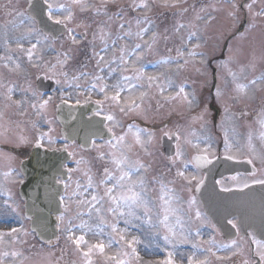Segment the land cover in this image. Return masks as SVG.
Segmentation results:
<instances>
[{
	"label": "rangeland",
	"instance_id": "1",
	"mask_svg": "<svg viewBox=\"0 0 264 264\" xmlns=\"http://www.w3.org/2000/svg\"><path fill=\"white\" fill-rule=\"evenodd\" d=\"M52 1L53 0H51V2ZM11 2L13 4L7 5L5 10L0 12V58H4L0 59V64L6 72L5 77L1 78L4 83L10 79V87L14 88L12 101L27 99L28 102L24 103L21 107H17L15 103L7 99L6 92L4 93L2 87H0V142L4 145V147H0V186L10 192L12 197L11 200H9L6 194L0 193V232L9 233L12 228L18 229V232L13 234L15 239H13L12 236L5 235L3 241L0 242V253H20L18 256L8 255L3 257L4 264H20L24 260L22 264H85L81 254L76 251L75 245L66 238L65 229L69 226V218L73 219L71 227L75 237L83 234L90 244L103 241L106 245L103 254H101L99 250L93 251L91 256L93 264H115V261L108 259V257L112 256L128 259V257H124L121 254L124 251L130 252L131 249L124 244V241L120 240L118 235L112 232L110 227V225L116 222V218L110 213L105 212L102 222L95 213H93L91 218L86 214L82 219L88 221L92 226V230L81 231L77 227L80 220L76 219V214L78 210L86 212L87 209L83 206L78 208L75 202H66L65 207L68 208V211L64 212L65 219L61 221V232L56 244L53 247L40 246L29 230V223L24 218V210L18 199L17 187L20 185L22 178L18 171L12 172L17 169L19 163V160L17 161L14 159L15 157L12 154L14 151L13 149L18 143L22 146L28 143L32 144L35 141L39 142L40 134L48 133L55 143L50 144L48 139L45 138L42 144L52 149H64L66 144L59 143L61 139L59 125L55 123L54 118V103H61V96L69 103L76 102L77 100L83 102L86 100H95L104 95L99 91V87L90 92L84 91L93 83V76L97 74L103 75L105 79L102 83L108 85V90L115 92L113 85L119 81L120 77L122 75L132 74L131 72H120L118 70L109 78L108 69L105 64L100 65V67L105 69L103 73H100L97 67V57L93 56V46L90 44L92 33L97 31L101 23H104L106 30L112 32V39H115L116 35L119 34L117 25L122 21L112 20L108 22L106 16H97L94 12L95 9H90L86 11V13L84 12L83 15L85 17H77L76 21L72 22V26L78 28L75 34L79 42L73 44L74 46L70 49L69 56L71 59L68 60L67 65L65 67L60 65L56 67L57 73L66 71L69 77L79 75L81 72H86L91 75L86 79L78 81L80 84L79 89L76 88L75 85L70 87L61 76L60 79L62 83L58 85V90L51 95L52 100L50 101L51 104L49 108L52 110V113L46 111L42 115H38L36 110L30 106L31 102H33L31 92H27L25 89H27L29 83L34 87V76H38L40 73H42L41 75H45L48 65L57 64V59H54L55 50L53 48L55 46L49 39L44 40L43 37L36 32H33L31 36L25 38L23 34L28 27L33 26L36 29V26L31 20L24 19L22 26L19 28L14 27L13 22L15 21L19 24L21 18L17 15L7 14L9 9L12 7L15 8V1L8 0V3ZM20 2L22 3H20V7L23 9L24 6L27 5V0H20ZM133 2L139 3L140 0H116V3L109 2L107 7L110 9L112 6H115L112 10L113 14L119 10H124L125 19L132 23L133 32L137 30L134 17L139 16L142 18L146 15L150 19V32L148 36H145V40H149L151 32L154 31L158 34V41L152 51L147 52L143 60L136 62V64L139 67L141 65L144 66L147 61H154V64H152L150 68L144 66L146 69V76L160 77L161 83L165 85V90L162 95L159 88L154 84L150 87L146 79L139 81L134 80L133 83H136L138 87L132 90L135 95L130 94L127 103L129 104L132 100L135 101L139 97L147 101L149 95H151L153 98L152 105L155 109L154 113H158L155 115V121L163 123L164 127L167 124V128H174L178 125L177 129L181 137L180 148L184 152L186 159H188V154H191L193 151L203 153L202 150L209 145L211 146L208 151L209 154H212L210 152L216 151L219 146H221L224 151L225 132L228 133L229 142L233 147L231 153L234 154L236 152L234 148L242 151V148L245 146V144L242 143V132L246 130L243 129L242 123L238 121L236 115L233 114L232 111L239 110L243 102L249 106L259 105V98L261 95H264V90L261 92L258 87L250 84L252 79L264 75V66H257L255 60L251 61L254 58L261 57V54L256 52L255 49L264 50V16H259L261 18H252V16H249L257 22L254 21L249 25H245L242 14L248 17V10L243 7V5L250 3L249 0H235L238 5H241L237 18H233L231 15L229 16V14L234 11L231 7L230 0H180L179 6L174 8L160 6L162 0H148L150 10L147 12L143 10L139 12L133 11L130 7ZM169 2H174V0H169ZM59 3L60 1L56 0V5L59 6L63 4ZM86 3H100V0H86ZM69 4L70 3L64 2L63 5ZM71 7L73 13L80 9L75 5ZM261 8H264V3H262L258 9L253 7V14L259 12ZM17 9L20 10L19 7H17ZM58 15L63 19L65 14L59 12ZM109 15H111L110 12ZM198 16L200 19H197ZM67 22L68 21H66V23ZM178 23L186 25L179 33L174 30ZM243 23L245 26L242 28ZM250 25L252 26L250 27ZM258 25L260 29H256V31L260 35L261 42L258 44L261 46H256L251 49V47L248 46V41L251 45L252 43L254 45L256 42H251L249 40L250 37L254 35L255 31H253V33L250 32L253 30V27H257ZM142 27H148V25H142ZM85 30L88 33V37L86 41L83 42L80 33ZM240 30H244V35L240 34ZM193 32L196 33V35L192 36L191 42L189 43V34ZM248 33H250V35H247ZM165 37H168V39H165ZM17 39H20V43L23 45L24 49L30 48L33 43H37L39 40L36 54L33 57V63H39L42 67H34L33 63L28 61L26 52L21 51L17 46ZM112 39L108 41L110 47ZM69 42L71 43L70 40ZM126 42L129 48H131L134 43H142V41L132 37L127 41H118V47L123 46ZM197 44L199 47H196ZM101 47L102 44L99 39H97L95 51L100 52ZM178 48L185 52V55L179 58L180 66L175 62L163 66L157 65L158 61L169 57L175 60L177 58ZM169 49H171V51H169ZM190 50H194L197 55L195 57L188 56L187 52ZM65 52L68 51L64 49V52H61L59 57L60 60H63V54ZM119 54L118 49L115 51L110 50L106 55V60L111 59L114 55L118 57ZM229 56L236 58L235 63L228 65L229 73L225 72L228 67L225 68L224 72L227 76H224L223 73L222 76H220L221 70L224 69V63L220 62L226 60V62H228ZM6 57H11L12 59L8 60ZM51 59L53 61H48ZM184 60H187L188 63L185 64ZM210 60H212V62L214 61L213 64L216 62L211 69H209L208 64ZM16 64L20 65L19 69L15 67ZM113 67H115V65H113ZM213 68H215L218 74L213 72ZM233 70H235L237 74ZM230 73H235L237 80L234 81ZM32 74H34V76L30 78ZM49 74L50 72L47 73V75ZM165 76L172 81L170 87L164 79ZM228 76H230V80ZM243 76L249 77L247 81V84L249 83L247 94L240 93L236 88L237 83L242 84L240 80ZM0 85H2L1 81ZM230 85L233 90L236 91L235 93L237 96L228 91L231 88ZM262 85L264 86V84ZM181 86L184 87L189 99L193 101L191 105L183 98V95H178ZM217 88L220 90L219 97H225L224 95H226L229 103L216 95ZM20 89L24 90V92L21 93ZM127 92L128 91L125 90L121 94L129 95ZM255 93L258 98H255ZM217 97L218 100L213 103V100ZM233 97H236L235 100L239 102L238 106L233 107L235 109H232L230 105H234L237 102L232 103ZM241 97H244V99ZM122 98L123 97H121V100ZM208 103L219 111L218 132L213 129L212 125H208L207 122H205V120L208 119L207 117H211L212 115L208 109ZM116 108L120 107L117 104L110 103L106 111L115 116L112 111ZM119 112L122 113L120 110ZM202 113H204L203 122H201L200 119H195ZM121 116L126 117L124 113L121 114ZM258 118L259 117L253 119L251 122L257 124L256 128L259 132L257 130L256 133L260 134L261 129ZM47 121H51V123L49 124ZM115 121L116 127L119 128L120 122L117 121V119H115ZM115 123H112V126ZM210 123L211 122H209V124ZM117 128H114L117 136L127 133V130L118 131ZM167 128H163V134L165 131L169 130ZM177 129L170 130L176 131ZM193 133H195V135H193ZM251 134L252 137L256 135L253 131ZM154 135L155 134H153V136ZM126 139L127 144L131 145L130 150L127 148L125 149L126 154L132 160H139L147 166V172H141L139 175L146 179L148 187L147 196L152 202L150 207L154 205L151 225L145 221L143 209H138L136 212L137 216L140 218H130L131 223L129 224H125L123 218L119 219L118 227L122 231L127 229L125 240L131 241L132 238L135 237L139 241L134 247L142 259L137 262L133 258L131 264H164L168 259L169 252L173 253V259L176 264H188L189 258H194L197 262L206 260L207 264H231L230 260L235 253L244 256L241 251L243 249H249L246 242L237 243L238 247L235 248H233L232 245L225 247V244L223 245L221 240H216L217 242H215V245H210L208 242L219 238V235L213 232L210 223L204 218L200 208H197L196 211L193 210L192 207L187 208L185 201H183V199L180 200L178 196L179 191H177L179 186L177 187L175 185L174 179L181 180V177L177 176L178 170H183L186 175L191 176L193 169H191L190 166L185 170L179 159H177L175 164H167L162 157V148L158 146L156 140L149 141L148 136H145V132L142 133V139L145 141L144 147L135 143L134 136L131 133L127 134ZM147 141L151 144L154 142V144L150 146ZM188 141L194 143L199 142L200 148L197 149L193 147V144L188 143ZM255 141L256 139L254 142ZM260 144L263 145L261 147L264 149V141L260 143V140L258 144L255 145V148L257 149ZM149 149L152 150L151 153ZM110 151L111 149L107 143H97V147L89 153H83L79 149L73 148L72 153L75 155V158L77 160L83 158L85 163L80 165L79 170H77V165L71 168L73 169V174L71 175V180L68 182L69 195L75 189L76 181L81 183L83 190V187L87 184V177L84 175V172L89 169H91V174L94 176L97 183L103 178L104 169L106 167L114 170L115 166L108 162V154ZM101 153L105 155L104 160L99 159ZM6 172H11L12 175L5 178L4 173ZM136 178V176L133 177V179ZM156 179H161L162 181L166 180L165 184H167V187L174 189L179 198V203L176 204L175 207L178 208L177 215H179L183 221V233L187 235L186 241L180 239L179 235L171 244L165 242L163 239V236L168 233L156 218V212L160 210V185L154 182ZM193 183H196V181L193 180L191 184ZM191 184L185 181L183 184L180 183L179 185H181V189L186 190V187ZM103 191V187H100L99 192L101 195ZM93 193V189H88L83 198L90 199ZM9 204H11L12 208H15L16 211L9 208ZM195 205H197L196 207L200 206L197 202ZM105 207H107V204H105ZM197 211H200L201 219L196 218ZM171 220L174 222L175 217H172ZM97 226L103 229L99 234H95L97 233ZM176 231L179 234L181 229L178 227ZM197 232H199V236H197ZM24 233H27V235ZM193 245H199V247H194ZM209 248H211V251H207ZM84 250L86 251L87 249L84 248ZM213 252L215 255H212ZM234 260L235 264H238L239 262L241 263L244 258L235 257Z\"/></svg>",
	"mask_w": 264,
	"mask_h": 264
},
{
	"label": "snow or ice",
	"instance_id": "2",
	"mask_svg": "<svg viewBox=\"0 0 264 264\" xmlns=\"http://www.w3.org/2000/svg\"><path fill=\"white\" fill-rule=\"evenodd\" d=\"M111 3H116V0H100V7H96V5L86 3V0H70L69 5H59L58 8L53 7V3L51 0H44V4L47 7V16L48 19L51 20L53 23L57 25H63L67 36L72 44H77L78 38L75 34L74 29L69 28L66 24V21H72L74 18V13L72 11V5L78 6L81 11H88L90 9H95V15L97 16H106L107 21L111 22L112 20L122 21L117 25L119 34L116 35L115 39H112V32L110 30H106L104 23H101L98 26L97 31H94L92 33V39L90 41V44L93 46V56L97 57V67L99 69L100 73H103L105 69L103 67H100L101 64H105L108 69V76L111 78L113 74H115L118 70L120 72H131V75H122L119 79V81L113 85V88L115 90L114 95L111 97L108 96V85L106 83H102L105 79L103 75L97 74L92 77L93 83L89 86L88 89H85L84 91L90 92L97 87H99V91L104 94V99H111L114 101L117 105L120 106V111L122 113H125L126 115L130 112H137L140 105L136 104L134 100H132L127 105H120V98L121 93L125 90H127L129 93L132 92L133 89L137 88L138 85L136 83H133L134 80H143L146 79L148 81L149 86L151 87L153 84L159 88L160 93L163 95L165 90V85L161 83L160 77H154V76H146V69L143 65L137 66L136 62H139L143 60L145 54L147 52H151L153 47L156 45L158 41V34L156 32H151V36L149 40H145V36L149 35L150 27H151V21L150 19L145 15L142 18L137 16L134 17L135 24L137 30L135 32L132 31V23L129 20L125 19V13L124 10H119L115 12L113 15H109V9L107 5ZM180 3V0H174V2H169V0H162V3L160 6L168 8V7H178ZM231 7L233 8V12L230 13L233 18L238 17L239 9L241 5H238L235 0H230ZM256 3V0H251L250 3H247L243 5V7L248 9L249 14H253V5ZM133 11L139 12L140 10H143L144 12H147L150 10V4L148 0H140L139 3L133 2V4L130 6ZM56 12H63L64 18L61 19L59 16H56L54 13ZM9 15H12V12L8 13ZM16 15L21 18L20 23L17 24L15 21L13 22L14 27L19 28L22 26L24 19L32 20L30 13L26 15L25 12H18ZM255 16H264V8H261L259 12H256L254 14ZM197 19H200L198 16ZM142 25H148V27H142ZM79 26V25H78ZM252 25H250L251 27ZM186 25L183 23H178L175 27V31L179 33V31L183 28H185ZM33 32H36L38 35L42 36L44 40H47L49 37L45 33L38 32L37 29H35L33 26H29L26 32L23 34L25 38L28 36H31ZM196 35V33H190L188 37V42H191L192 36ZM88 33L85 32L82 36V39H87ZM132 37H135L137 40L142 41V43H134L131 48L128 47L127 42L123 46H119L117 42L121 40H129ZM97 39H99L100 43L102 44V47L100 49V52L95 51V44ZM109 39H112L111 47L109 46ZM165 39H168V37H165ZM17 46L20 48L21 51L26 52L27 59L30 63H33V57L36 54V49L39 43V40L37 43H33L30 48L24 49L23 45L20 43V39H17ZM196 47H199L197 44ZM119 51V56H113L111 59L106 60L107 53L111 51L117 50ZM11 50V49H9ZM171 51V49H169ZM185 55L184 50L178 48L177 49V58L173 60V58L169 57L166 59H162L157 62V65L163 66V65H169L171 63H176L179 65V58L183 57ZM187 55L190 57H195L197 53L194 50H190L187 52ZM63 60L57 59V64L48 65L46 69V74L41 77L37 76V79H53L57 85H60L62 83L60 77H63V80L68 83V85L71 87L75 85L76 88H80V84L78 81L81 79L88 78L91 74L86 72H81L79 75H73L69 77L68 73L66 71L57 73L55 71L56 67L58 65L65 67L67 65V62L71 57L68 55L67 52L63 54ZM4 59V58H0ZM6 59L11 60V57H6ZM184 63L187 64L188 61L184 60ZM115 65V67H113ZM34 67H42L39 63H33ZM224 66H227V62L224 63ZM15 67L17 69L20 68L19 64H16ZM51 73V76L47 75V73ZM232 75L233 80H236V74L230 73ZM167 85L170 87L172 84V81L167 76L164 77ZM250 84L255 87H259L260 85L264 84V75H262L259 78L252 79L250 81ZM0 87H3V85H0ZM237 91L240 93L247 94L248 86L244 84L237 83L236 84ZM14 91L13 87L7 88V99L9 101H12V93ZM27 92H31V96L33 98V102H31L30 106L36 110L38 115H42L44 111L48 108L50 101L52 100L51 96H48L47 98H44L45 94L41 91H39L38 88H32L31 83H29L27 89H25ZM83 94V93H81ZM143 95V94H142ZM178 95H183V98L188 102L189 105L193 103L191 99H189L187 93L185 92V89L183 86L179 88ZM216 95L220 96V90L217 88ZM16 104L17 107L23 106L24 103H27V99L20 100V101H12ZM61 102L67 103L68 101L61 96ZM77 104L80 103L79 100L76 101ZM87 103V100L85 101ZM96 104L99 106L102 104V101H96ZM227 111V109H226ZM97 115L100 113L97 112ZM105 120L110 122H116L115 117L111 114H108L104 117ZM195 119L204 120V115H200L199 117H196ZM49 124L51 121H47ZM206 122V121H205ZM259 126H260V134L259 138L261 141H264V111L260 113V116L258 118ZM35 126V125H34ZM148 134V140L153 139V133L146 129H140V128H134L133 125H129L127 129V133L117 136L115 132H113L112 128H108V132L111 135V139L107 141L108 146L110 147L111 151L108 154V162L114 165V170H111L109 168L104 169V176L103 178L97 183L94 179V176L91 174V169L84 172V175L87 177V184L83 187L79 181H76V187L69 195L68 188L69 183L68 181L71 180V172L73 169H67L68 180H61L60 183L63 184V187L65 189V194L60 196V203L61 205H65L66 202L71 203L75 202L78 205V208L80 206H83L87 209L86 212L84 211H77L76 219L80 220V223L77 225V227L81 230H87L91 231L92 226L88 223V221L82 219L84 215H88L89 218L95 213L103 222L104 216L103 214L105 212L110 213L113 217L116 218V222H114L112 225H110L111 230L113 233L119 236L121 241H124V244L127 245L128 248L131 249L130 252L124 251L121 255L124 257H128V259H121L117 256L108 257V259L115 261V264H131V260L134 258L137 262H139L142 258L140 257V254L137 252L136 248L134 247L135 244L139 243L138 239L133 237L131 241L125 240V233L127 229H124L123 231L118 227L119 219L123 218L125 224L131 223V219H139L140 217L137 216L136 212L138 209H143L145 221L148 224H152V211L153 206L150 207L152 204L151 200L148 198V187H147V181L143 176H140L139 174L141 172H147V166L143 163H141L139 160H132L125 152V149L131 148V145L127 144V134L131 133L134 136L135 143L139 144L141 147H144L145 141L142 139V133L146 132ZM195 135V133H193ZM164 136L168 139H173L177 141L176 145V152L175 156L170 157L169 160L172 164H175L177 159L180 160L181 164L183 165V168L186 170L189 165L191 164L195 169L199 170L203 167H206L207 165L211 164L213 160L207 155L210 145L206 148H204L202 151L204 154H201L198 152L196 155L192 156L191 159H186L184 152L181 150L179 145L180 140V134L179 132L173 134L168 131L164 132ZM47 138L48 142L50 144L55 143V141L52 139V137L48 133H41L39 137V143L42 145V142L44 139ZM92 147H97L96 140L90 141ZM188 143H192L193 147L199 149L200 145L199 142H192L188 141ZM68 145L66 144L64 147L65 151H68ZM248 147L250 151L253 153V156L255 158H259L261 163L264 164V154H257L255 146L252 144V134L249 133L248 137ZM233 150L232 144L229 142L228 133L225 132V142H224V158L226 160H234L237 157L230 154ZM69 155H73V153L69 152ZM99 159L104 160L105 155L103 153L100 154ZM85 163L83 158L76 161L77 170H79L80 165ZM248 164H253V158L247 159ZM118 173V174H117ZM11 172L4 173L5 178L11 176ZM253 176H256V170L253 166ZM136 176V179H133V177ZM177 176L183 178L185 181H187L189 184L192 183L193 180L197 181L196 191H199L200 188L204 184L203 178H197L196 175H186L185 171L178 170ZM234 181L237 182V188L239 190H244L245 188L250 187L253 184H259L264 185V178H258L254 179L252 181H249L247 179L240 180L238 177H232ZM155 183L160 185V210L156 212V218L159 221V223L167 230L166 235L163 236V239L167 243H173V240L177 239L178 235L180 239L187 240V235L183 233V221L181 220L180 216L177 215L178 208L175 207L176 204L179 203V198L177 194L175 193L174 189H171L167 187V184H165L161 179H156L154 181ZM171 183V182H169ZM103 187L104 191L101 195L99 192V188ZM88 189H93L94 193L91 195L90 199H84V194ZM191 190V189H189ZM223 191H232L231 188H223ZM0 193L6 194L8 196V199L11 200V193L8 192L6 189H3L2 186H0ZM75 198V200H74ZM196 203L195 197H192V199L189 201L190 205H194ZM105 204H107V207H105ZM9 208H12V205H8ZM13 211H16L15 208H12ZM68 208H64V212H67ZM62 212L58 216V220L64 221L65 214ZM175 217L174 222H172L171 218ZM131 218V219H130ZM196 218L201 219V213L199 211L196 212ZM232 226L235 228L236 224L234 221H228ZM68 228L65 229L66 232V238L69 240L72 244L75 245L76 251L81 254L85 264H93V261L91 259L92 253L94 250H99L101 254L104 253L106 245L103 241L90 244L86 239L85 235H80L78 237H75L73 235V230L71 225L73 224V219H68ZM181 229V232L178 234L176 229ZM103 229L99 226H97V233L102 232ZM237 231H239L237 229ZM18 229L12 228L9 233L0 232V242L3 241L5 235L12 236L13 239H15V236L13 234L17 233ZM27 235V233H24ZM197 236H199V232H197ZM210 245H215V240H210L208 242ZM252 243L256 244V256L259 257L260 264H264V241L256 239L254 236L252 237ZM231 245L233 248L238 247L237 242L235 240L231 241ZM110 246V245H109ZM194 247H199V245H193ZM228 245H225L227 247ZM84 248L87 250L85 251ZM207 251H211V248H209ZM12 255V256H18L20 253L17 252H3L0 253V264H4L3 257ZM212 255H215L213 252ZM219 258V257H218ZM164 264H176L175 260L173 259V253H168V259L164 262ZM188 264H207V261H200L197 262L194 258H189ZM248 264V262H246Z\"/></svg>",
	"mask_w": 264,
	"mask_h": 264
},
{
	"label": "water",
	"instance_id": "3",
	"mask_svg": "<svg viewBox=\"0 0 264 264\" xmlns=\"http://www.w3.org/2000/svg\"><path fill=\"white\" fill-rule=\"evenodd\" d=\"M33 1V0H31ZM40 12L29 9L30 15L39 23L41 29L46 33L54 34V24L45 17V8L37 3ZM86 108V107H85ZM87 112L84 108H72L62 105L58 109V121L62 126V135L70 142L78 141L84 148L90 146L93 139L105 137L103 121L98 118L95 123H89L85 120L84 115ZM66 152L57 153L49 152L36 146L32 152L29 161L21 167L26 177V183L21 189V196L26 201V217L31 221V230L44 243L56 239L58 231L56 228L55 217L61 213L60 196L62 195L63 185L57 183L60 177L63 180L67 178V172L63 166L69 161ZM229 166L234 169H228ZM239 163L224 161L221 168L219 167L211 173L210 170L204 169L208 175L207 181L200 188L199 193L203 191L205 196L202 198L206 213L212 220L224 230L220 223L225 216L233 213L241 220V227L245 233L252 230L258 238L264 240V205H250V217L245 220L243 217L244 196L243 192L222 193L214 184L217 177L234 174L242 170ZM232 170V171H231ZM264 188L256 187L250 192V196L259 193L264 199Z\"/></svg>",
	"mask_w": 264,
	"mask_h": 264
},
{
	"label": "flooded vegetation",
	"instance_id": "4",
	"mask_svg": "<svg viewBox=\"0 0 264 264\" xmlns=\"http://www.w3.org/2000/svg\"><path fill=\"white\" fill-rule=\"evenodd\" d=\"M55 14L58 16V12H56ZM261 142L262 141H260V143ZM261 146H263V145L262 144L259 145L258 150L256 151L257 154H264V149ZM249 158H253V162L255 161V157L253 156V153L245 145L244 149H243V159L242 160L243 161H247V159H249ZM257 159L260 160L259 158H257ZM253 165L258 169V174H257V177H255V178L256 179L264 178V164H261V165L257 164L256 165V164L253 163ZM247 179L249 180L250 178L247 177ZM248 239H249L248 241H249V245H250V250L249 249H244L243 258L244 259H248V260H252V263H250V264H255L257 262V259L259 260V257L256 256V254H255L256 253V251L254 250L255 248L251 247L252 237H248Z\"/></svg>",
	"mask_w": 264,
	"mask_h": 264
},
{
	"label": "bare ground",
	"instance_id": "5",
	"mask_svg": "<svg viewBox=\"0 0 264 264\" xmlns=\"http://www.w3.org/2000/svg\"><path fill=\"white\" fill-rule=\"evenodd\" d=\"M245 200L250 204H254L255 206L264 205V199L262 198V196L259 195V193L250 196L248 198H245Z\"/></svg>",
	"mask_w": 264,
	"mask_h": 264
}]
</instances>
